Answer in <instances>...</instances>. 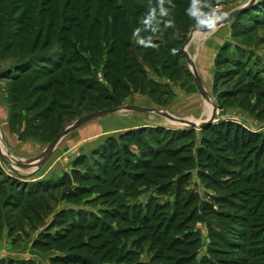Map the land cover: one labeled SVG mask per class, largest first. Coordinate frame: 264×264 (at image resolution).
<instances>
[{
    "label": "rangeland",
    "instance_id": "374dc122",
    "mask_svg": "<svg viewBox=\"0 0 264 264\" xmlns=\"http://www.w3.org/2000/svg\"><path fill=\"white\" fill-rule=\"evenodd\" d=\"M41 1L0 0V264H264V178H251L252 157L237 159L223 133L122 110L70 132L34 168L63 129L102 110L139 106L205 122L211 103L178 52L200 27L251 0H69V13L66 0H53L50 11ZM263 4L256 0L186 47L216 105L214 128L264 134ZM61 12L75 21H63ZM93 18L97 39L120 34L126 22L119 36L129 49L121 42L107 56L110 40L88 44ZM217 37L223 44L213 52ZM45 39L48 47L64 46L68 67L28 74L16 85L2 79ZM55 78L64 84L44 94L33 89ZM128 160L137 162L134 180ZM17 180L38 184L26 194Z\"/></svg>",
    "mask_w": 264,
    "mask_h": 264
},
{
    "label": "trees",
    "instance_id": "16d2710c",
    "mask_svg": "<svg viewBox=\"0 0 264 264\" xmlns=\"http://www.w3.org/2000/svg\"><path fill=\"white\" fill-rule=\"evenodd\" d=\"M53 0H43V2L41 1V5H43V9H45L46 11H50L49 7L51 5H53ZM108 4H116L115 0H107ZM264 5V4H263ZM65 6H66V11L69 13V7H70V2L69 0L65 1ZM120 7V6H119ZM255 7L251 8L248 12H255ZM109 9H107L106 11H108ZM261 10V9H260ZM241 16L243 15L240 14ZM239 15V16H240ZM250 15V14H249ZM258 15V14H256ZM237 16V17H239ZM252 18H255V16L250 15ZM85 19H83L84 21L91 19V17L89 18V15L86 14V16H83ZM113 17V23H117V21L115 20V15L112 16ZM244 17V16H243ZM60 18H62L63 21L67 22L69 21H75V16H71L69 17L70 20H68V16L64 17L62 15L61 12V16ZM61 20V21H62ZM253 20V19H252ZM257 20V19H255ZM261 20V19H259ZM91 22H93L91 29L86 30L84 29V27H82L83 29L80 30V35H82L81 33H83L84 31L86 32V42L89 44H93L95 42V44L99 45V42H103L106 43L107 41L110 40V47L108 48L106 55L109 56L110 54H112V52L114 51V45H121L122 42V47L123 49H129L128 47H126V40L121 38V36H119L120 34L122 36H125L126 33V29L124 27V25H126V22H122L120 27L121 30H119L121 33L118 34L117 31L113 30L112 31V37L107 40L106 38L108 37L109 33H106L97 39V36L94 33V29L98 26V24L100 23L99 20L97 18H93L91 20ZM134 24L136 25H140L141 23L139 22L138 19L134 20ZM52 22L46 26V35H48V33H51V27H52ZM147 25V24H146ZM127 26V25H126ZM62 27V25H61ZM73 30V27L67 26V28H65V31L63 32H67L70 33V31ZM60 32V31H59ZM123 32V33H122ZM79 35V37H80ZM106 35V37H105ZM20 34L16 33L15 37H19ZM7 37V36H6ZM8 39V38H7ZM118 39V40H117ZM123 39V40H122ZM39 41V40H38ZM77 41V40H75ZM79 43V47L83 45L82 40H78ZM36 44H33L32 48L30 49L29 53H27V58H21L19 57L18 59H16V61H13L10 66L8 65V67L2 72L1 77L4 80H7L10 83H13L14 85L18 84L21 82L22 79H24L28 74L31 75H37L36 73L41 72L42 70H51L53 71L50 75L53 76V74L58 73L61 71V69L66 66L68 67L69 65V61L70 58L68 56V54L66 52H63L61 50H63L62 48H64V46H62L61 48L55 49V46H46L48 45V41L47 39H45V43H44V48H41V50H37L36 48ZM86 44V43H85ZM56 47H60L59 45H56ZM8 49H11V47H9ZM126 51V50H125ZM3 52H7V51H3ZM78 52H74V56L79 57L78 56ZM93 54V53H92ZM124 55V53H122ZM96 55H99V53L95 52V54H93V56L95 57ZM178 55L182 56L180 50L178 52ZM184 58V57H183ZM77 65V70H80ZM75 68V69H76ZM71 78H68V83L67 85H69L72 80H70ZM64 84L63 80H59L57 78H55L53 80L52 83H46V84H39V86H34V90L38 91L39 93L42 92V94L49 92V90L51 91L52 87L54 86H62ZM55 102H52V104L54 105ZM47 116V115H46ZM214 126V125H213ZM213 126L207 127V129H210L211 131L215 132L217 131L218 134L223 133L224 134V139L226 140V144L228 143V149H230L231 152L235 153L237 155V159L239 158L240 160L243 159H250L252 157V163L250 164V162L247 161L246 165L248 166V169L251 168V178L254 181H259L261 179L264 178V134L261 133H251L248 132L246 130H244V128H240L238 126L232 128L231 124H219L218 127L214 128ZM144 129V128H143ZM205 129V128H204ZM217 129V130H216ZM142 130V129H140ZM145 130V129H144ZM233 131V132H232ZM144 136V134H143ZM148 136V135H147ZM157 137V136H155ZM250 161V160H249ZM137 162H132L131 160L127 161L126 163H124V168H125V172L128 175V177L132 178V180L135 179V169L137 167ZM132 171V172H131ZM18 175V174H16ZM20 178V177H19ZM62 182V181H61ZM15 184L17 185V187L20 188V190L22 192H25L26 194H29L31 192L30 189H33V186L37 185L38 183H35L33 186L32 184H30V182H25V181H18L15 182ZM262 199V198H260ZM264 199V197H263ZM262 199V200H263ZM259 205H261V203H259ZM179 241V239H177ZM262 252L264 251V248H261ZM18 264H22V263H18Z\"/></svg>",
    "mask_w": 264,
    "mask_h": 264
},
{
    "label": "water",
    "instance_id": "95a60500",
    "mask_svg": "<svg viewBox=\"0 0 264 264\" xmlns=\"http://www.w3.org/2000/svg\"><path fill=\"white\" fill-rule=\"evenodd\" d=\"M255 1L256 0H251L250 3L247 4L245 7L233 10L232 12H230L226 15L220 16L213 23L200 27L199 32L202 31V33H210L214 29L228 24L234 18H236L238 15L243 13L246 9L251 7ZM191 40H192V35H190L189 38L186 40V42L183 44V46L180 49V52L183 55L185 61L187 62V64L189 65V67L191 69V76H192L193 82L196 86V89H197L199 95L205 101H208L211 103L212 108H211L210 117L205 122H203L201 124H197L195 122L174 118L171 115H169L168 113L163 112L161 110L150 109V108L139 107V106H123V107H119V108H111V109H107V110H102V111L95 112V113L86 115L84 117H81V118L77 119L75 122H73L69 127L63 129L58 134V136L48 145V147L45 149V151L40 155L38 161L34 164V168H36V169L40 168L46 162V160H48L49 156L51 155V153L55 149L58 142L64 136L69 134L70 132L74 131L75 129L79 128L83 124H86L92 120H95L97 118H100V117H103V116H106L109 114L120 112L122 110L123 111H125V110L126 111H132V112L155 113V114H158V115L166 118L167 120H169L171 122L186 125V126L190 127L191 129H196V128L202 129V128H206L208 126L213 125L215 123L216 105L212 102V100L209 97V94L205 91L203 84L200 80V77L197 73V70L195 68L194 61L192 59H190L188 53L186 52V47L190 43ZM0 141H1V134H0ZM17 165H18V167L25 168V166L22 164H17ZM10 171H12L14 174H17L16 171H14L13 169H11Z\"/></svg>",
    "mask_w": 264,
    "mask_h": 264
},
{
    "label": "crops",
    "instance_id": "0c3cea01",
    "mask_svg": "<svg viewBox=\"0 0 264 264\" xmlns=\"http://www.w3.org/2000/svg\"><path fill=\"white\" fill-rule=\"evenodd\" d=\"M213 37H216V36L214 35ZM222 44H223L222 39H220L219 37H217L216 42L213 45H211L212 51L213 52L214 51L217 52L218 48H220L222 46ZM211 55H212V52H211Z\"/></svg>",
    "mask_w": 264,
    "mask_h": 264
},
{
    "label": "bare ground",
    "instance_id": "6f19581e",
    "mask_svg": "<svg viewBox=\"0 0 264 264\" xmlns=\"http://www.w3.org/2000/svg\"><path fill=\"white\" fill-rule=\"evenodd\" d=\"M200 34H203L202 32H199V31H197V32H194L193 34H192V39L196 36V35H200ZM210 104V103H209ZM210 106H211V104H210ZM211 108H212V106H211Z\"/></svg>",
    "mask_w": 264,
    "mask_h": 264
},
{
    "label": "built area",
    "instance_id": "2783aa9c",
    "mask_svg": "<svg viewBox=\"0 0 264 264\" xmlns=\"http://www.w3.org/2000/svg\"><path fill=\"white\" fill-rule=\"evenodd\" d=\"M0 260H1V258H0Z\"/></svg>",
    "mask_w": 264,
    "mask_h": 264
}]
</instances>
